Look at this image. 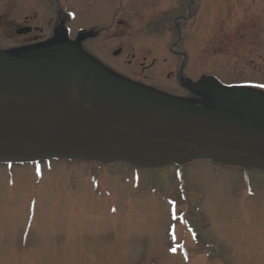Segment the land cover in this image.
I'll return each instance as SVG.
<instances>
[{"label": "rangeland", "instance_id": "rangeland-1", "mask_svg": "<svg viewBox=\"0 0 264 264\" xmlns=\"http://www.w3.org/2000/svg\"><path fill=\"white\" fill-rule=\"evenodd\" d=\"M54 1L0 0V50L19 49L25 17L47 36ZM58 1L75 15L65 25L92 34L94 58L145 75L160 97L202 103L183 63L192 86L264 82V0ZM19 164L0 163V264H264L263 170L207 159Z\"/></svg>", "mask_w": 264, "mask_h": 264}, {"label": "water", "instance_id": "water-1", "mask_svg": "<svg viewBox=\"0 0 264 264\" xmlns=\"http://www.w3.org/2000/svg\"><path fill=\"white\" fill-rule=\"evenodd\" d=\"M208 92L197 106L142 91L96 70L75 47L0 55V161L155 167L205 157L264 169V98L215 85Z\"/></svg>", "mask_w": 264, "mask_h": 264}, {"label": "flooded vegetation", "instance_id": "flooded-vegetation-1", "mask_svg": "<svg viewBox=\"0 0 264 264\" xmlns=\"http://www.w3.org/2000/svg\"><path fill=\"white\" fill-rule=\"evenodd\" d=\"M54 9V23H52V27L51 29L49 30V34L47 36L45 35H42V29L36 25H32L29 21V17H25L24 20H23V23L21 26H24V27H30L31 29L28 30L27 32H24L22 34V40L21 42L18 44L19 49H27V48H30L32 46H38V45H42V44H50L51 42L53 43H66L67 45H75L78 47L79 51L81 52V54L83 56H86L87 58L97 62L98 64H100L102 61L99 60V59H95L93 56H92V53L91 51L92 50H89V44L87 43V41H85L86 39H88L92 34L90 33H87V29L86 31H83L85 29H78L77 31H73L72 29L70 30H67V28L65 27V14L63 12V9L61 8L60 5H58L57 9H55V7L53 8ZM52 18V17H51ZM50 18V19H51ZM18 28V26H15V30ZM6 50H9V49H5L4 51ZM114 53V55H116V53H119L121 52V48L119 47L118 49H115L112 51ZM100 62V63H99ZM128 63H130V61H128ZM104 64V66L107 68V69H110L108 67V65L106 63H102ZM101 64V65H102ZM112 66V69L120 74L121 76L131 80V81H134L135 83H141L142 81L141 80H144L146 79V76L141 74V78L139 79L138 78V74H132V71H130V75L127 76V75H124L118 71H116V67H114L113 65ZM112 70V71H113Z\"/></svg>", "mask_w": 264, "mask_h": 264}]
</instances>
